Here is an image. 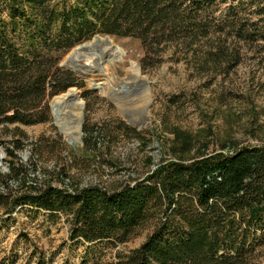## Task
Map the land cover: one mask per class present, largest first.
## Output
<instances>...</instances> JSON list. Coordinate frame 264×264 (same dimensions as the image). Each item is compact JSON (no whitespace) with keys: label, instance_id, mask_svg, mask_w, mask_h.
Wrapping results in <instances>:
<instances>
[{"label":"trees","instance_id":"trees-1","mask_svg":"<svg viewBox=\"0 0 264 264\" xmlns=\"http://www.w3.org/2000/svg\"><path fill=\"white\" fill-rule=\"evenodd\" d=\"M94 34L137 39L143 69L161 61L168 43L194 52L212 36L206 55L216 62L229 50L233 67L240 51L228 47L232 40L264 41V0H0V125L46 122L53 96L84 87L60 60ZM116 129L146 139L124 122ZM82 131L86 144L92 133ZM169 133L165 155L154 163L148 156L145 171L70 189L18 154L26 134L15 125L0 173V209L33 207L51 220L65 215L69 239L92 254L84 263L98 246L114 249L149 223L137 247L115 252L117 264H251L264 246V142L217 140L207 128L171 126ZM20 237L31 245L27 263L48 264L40 247ZM16 256H1L0 264Z\"/></svg>","mask_w":264,"mask_h":264},{"label":"rangeland","instance_id":"rangeland-1","mask_svg":"<svg viewBox=\"0 0 264 264\" xmlns=\"http://www.w3.org/2000/svg\"><path fill=\"white\" fill-rule=\"evenodd\" d=\"M110 38L120 49L116 59L110 61L108 57L103 71L92 73L88 80L79 76L84 87L72 86L82 103L76 100L68 109L63 125L72 127L79 121L77 137L69 142L51 112L46 122L0 125V173L7 171L5 148L15 125L26 134L18 154L24 160L31 159L38 168L47 169V179L70 189L78 184L127 179L128 174L145 171L148 156L154 163L165 155L171 126L192 133L207 128L217 140L264 142V41L232 40L228 47L240 51L239 62L233 67L229 66V50L216 62L206 55L205 50L215 46L212 36L194 44V52L168 43L161 61L143 69V49L137 39ZM135 68L137 78L133 76ZM100 82L101 91L91 87V83ZM119 122L145 131L144 142L118 133ZM83 126L92 133L86 144ZM216 142L213 144L217 146ZM46 214L28 206L17 207L11 213L0 209V257L13 259L17 254L13 264H34L33 258L27 263L31 245L20 237L25 233L30 243L42 249L48 264H117L115 252L137 247L151 229L149 223L143 224L114 249L98 246L93 252L96 257L84 263L83 259L92 254H86L82 244L69 239L65 215L51 220ZM254 256L251 264H264V246Z\"/></svg>","mask_w":264,"mask_h":264},{"label":"water","instance_id":"water-1","mask_svg":"<svg viewBox=\"0 0 264 264\" xmlns=\"http://www.w3.org/2000/svg\"><path fill=\"white\" fill-rule=\"evenodd\" d=\"M100 37L110 38V35L94 34L90 39L79 42L69 51L68 54H66L61 59L60 65L66 69L71 70L76 75L85 78L86 80H88V77H90L92 73L103 71V63L106 62L108 57H110L109 48L94 47L89 43L95 38ZM112 48L114 47L112 46ZM92 49H95V51L99 52L101 58L99 59V61L95 60L94 63H87L84 61L85 59L81 54L82 52H90L92 51ZM121 85L125 86L126 84L125 82H123ZM91 87L101 91L102 83H91ZM76 100L80 104L82 103L80 94L77 92L76 88L73 87H69L64 93L55 95L49 100L48 105L50 107V112L53 115L54 120L59 123V125H63V118L68 115V109L72 108V105L75 104ZM68 141L71 142L72 140L69 139Z\"/></svg>","mask_w":264,"mask_h":264},{"label":"bare ground","instance_id":"bare-ground-1","mask_svg":"<svg viewBox=\"0 0 264 264\" xmlns=\"http://www.w3.org/2000/svg\"><path fill=\"white\" fill-rule=\"evenodd\" d=\"M90 44H92L94 47H102V48H109V52H110V61L111 60H115L116 57L118 56V52H119V48H117L115 46V44L113 43V41L111 40V38H95L93 41L89 42ZM112 46L114 48H112ZM82 57H84V61L87 63H94L95 60H98L101 58L99 52L95 51V49L90 52H82ZM104 68V66H103ZM102 68V69H103ZM134 74L133 75L135 78H137L139 76V72L138 69L135 68L133 69ZM74 90V89H73ZM76 104V101H75ZM63 127V132L65 135H67L69 137L70 140H74L77 137L78 131H79V121L76 123V125L69 127L67 126V124L62 125Z\"/></svg>","mask_w":264,"mask_h":264}]
</instances>
